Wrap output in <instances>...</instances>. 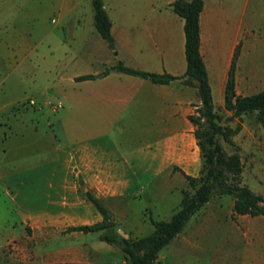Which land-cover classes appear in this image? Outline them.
Masks as SVG:
<instances>
[{
    "label": "crops",
    "instance_id": "crops-1",
    "mask_svg": "<svg viewBox=\"0 0 264 264\" xmlns=\"http://www.w3.org/2000/svg\"><path fill=\"white\" fill-rule=\"evenodd\" d=\"M172 1L103 0L112 21L113 45L94 26L91 0L51 2L48 12L57 13L61 19L74 11L77 24L62 26L63 36L54 32L55 26H48L45 33L41 62L46 76L54 67H62L56 88L61 106L53 108L30 95L27 98L36 102L24 109H12L27 99L24 97L12 99L3 107L8 118L27 109L38 116L26 136L28 145L34 150L39 147L42 162L30 163L27 172H39L45 201L26 208L24 223L33 224L43 234L63 231L65 237H77L84 231L66 230L68 226L102 219L87 191L98 194L117 224H126V237L140 236V223H150L154 228V221L169 219L179 208L183 191L188 189L185 174L198 176L202 169L195 124L189 118L201 103L197 87L182 78L154 82L115 67L122 61L150 72L185 73L184 18L172 9ZM262 2L260 11L264 13ZM85 4H89L86 24L82 22ZM257 12L258 0H204L199 18L200 52L215 110L225 108L224 88L237 46V94L264 87V67L252 58L262 39ZM29 47L38 48L31 41ZM16 61L9 58L12 64ZM83 74L94 76L76 78ZM10 122L0 121L3 149L16 134ZM2 175L0 171V182ZM135 203L139 208L132 214L130 207ZM235 215L244 234L259 244L264 241V227L258 231L250 225L253 219L261 220L259 215ZM130 217H135L138 225L129 224ZM190 219L172 240L192 241L194 233L186 230ZM79 249L76 243L65 250L73 254ZM225 251L226 256L237 255L231 264H264V247ZM155 262H160L159 255L152 264ZM223 262L227 264L228 259Z\"/></svg>",
    "mask_w": 264,
    "mask_h": 264
},
{
    "label": "rangeland",
    "instance_id": "rangeland-1",
    "mask_svg": "<svg viewBox=\"0 0 264 264\" xmlns=\"http://www.w3.org/2000/svg\"><path fill=\"white\" fill-rule=\"evenodd\" d=\"M52 1L0 0V121L9 119L11 129L16 133L5 142V149L0 143V171L3 174L0 182V264H127L118 244L100 238L105 231L124 236L126 224H117L114 220L115 224L108 228L81 232L77 237H65L63 231L43 234L33 224L24 223L26 208L38 207L45 201L46 192L41 189L39 172L36 175L27 172L32 166L30 163L40 165L42 162L39 147L34 150L28 145L30 139L26 136V131L38 116L32 109H27L17 113L16 117L11 114L8 118L9 113L4 108L10 100L30 95L46 101L53 108L57 106L56 88L61 66L54 67L47 76L43 71L41 57L46 49L45 33L48 26H55L54 32L63 36L62 26L77 24L74 11L61 19L57 13L48 12ZM261 2L258 0L257 20L262 24V39L252 58L264 67V13L260 11ZM84 6L82 22L86 24L89 4ZM56 39L54 36L53 40ZM29 41L37 44L38 48L31 50ZM9 58H16L17 61L12 64ZM72 65L69 62L68 67L72 68ZM34 102L32 98H27L12 109H24ZM216 111L222 124L232 127L241 125L239 131L232 135L233 142L226 141L222 136L219 140L227 152L240 153L244 162L241 182L264 195V128L257 121L255 112L231 117L225 108ZM187 191L191 193L193 189L188 187ZM232 198L230 194L213 195L206 208L196 211L190 219L186 230L194 233L192 241L171 240L160 249V262L154 264H224L225 259H228L227 264H231L237 255L231 253L226 256V249L238 252L245 247H264V241L259 244L240 229V224L236 222L238 215L232 211ZM138 208V203L132 205V214ZM259 217L261 220L253 219L250 223L258 231L264 227V215ZM130 222L138 225L135 217H130ZM139 225L140 236L153 230L150 223ZM76 243L81 249L73 254L65 250Z\"/></svg>",
    "mask_w": 264,
    "mask_h": 264
},
{
    "label": "trees",
    "instance_id": "trees-1",
    "mask_svg": "<svg viewBox=\"0 0 264 264\" xmlns=\"http://www.w3.org/2000/svg\"><path fill=\"white\" fill-rule=\"evenodd\" d=\"M93 7V22L97 31L113 45L111 33L112 21L104 6L103 0H91ZM204 0H174L172 9L184 18L186 71L183 75L156 73L136 69L118 61L116 69L150 78L154 82H169L182 78L186 84L197 87L201 103L196 112L189 115L195 124V136L202 157V169L198 176L185 174L188 187L193 192L183 191L180 206L167 220L154 221L151 232L138 236L126 237L102 232L100 238L110 243L118 244L127 264H152L158 257L160 249L181 232L192 215L198 211L213 195L230 194L233 197L232 210L235 214L251 216L264 215V195L251 189L241 182L244 162L238 151L227 152L219 137L233 142L232 135L241 128L240 124L232 127L222 124L220 114L214 109L212 91L203 57L200 52V12ZM239 54L236 47L224 88V107L231 111V117H241L243 114L255 112L256 119L264 128V87L249 94H237L235 69ZM107 72L104 70L103 73ZM94 74L79 75L77 79L93 77ZM85 194L102 214V219L93 223L68 226L66 230H81L84 232L102 230L115 224L110 209L101 198L87 191Z\"/></svg>",
    "mask_w": 264,
    "mask_h": 264
},
{
    "label": "built area",
    "instance_id": "built-area-1",
    "mask_svg": "<svg viewBox=\"0 0 264 264\" xmlns=\"http://www.w3.org/2000/svg\"><path fill=\"white\" fill-rule=\"evenodd\" d=\"M57 106H61V102H58V103H57Z\"/></svg>",
    "mask_w": 264,
    "mask_h": 264
},
{
    "label": "water",
    "instance_id": "water-1",
    "mask_svg": "<svg viewBox=\"0 0 264 264\" xmlns=\"http://www.w3.org/2000/svg\"><path fill=\"white\" fill-rule=\"evenodd\" d=\"M94 195L98 197V194L94 193Z\"/></svg>",
    "mask_w": 264,
    "mask_h": 264
}]
</instances>
